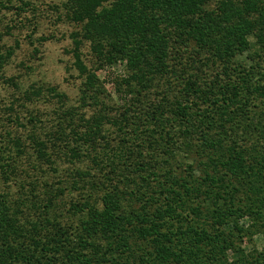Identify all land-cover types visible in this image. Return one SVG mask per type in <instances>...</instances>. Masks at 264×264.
I'll return each instance as SVG.
<instances>
[{
  "label": "trees",
  "instance_id": "1",
  "mask_svg": "<svg viewBox=\"0 0 264 264\" xmlns=\"http://www.w3.org/2000/svg\"><path fill=\"white\" fill-rule=\"evenodd\" d=\"M52 8L80 97L39 87L0 106V264H264L245 245L264 236V0ZM45 100L51 131L29 107Z\"/></svg>",
  "mask_w": 264,
  "mask_h": 264
},
{
  "label": "rangeland",
  "instance_id": "2",
  "mask_svg": "<svg viewBox=\"0 0 264 264\" xmlns=\"http://www.w3.org/2000/svg\"><path fill=\"white\" fill-rule=\"evenodd\" d=\"M63 0H31L36 11H27L17 13L14 11L3 12L0 17L3 21L2 31L9 32V36L5 37L4 43L6 48H13L15 55L10 64L5 68L4 73L0 75V106L8 104V102L20 94V97L27 90L31 91L39 87H57L60 91L67 94L72 104L77 105L79 101V86L81 80L73 73L71 76L67 72V67L71 65V57L67 54V50L71 47V41L68 35L73 27L65 22L56 20V16L52 13V7L60 4ZM7 27H10L7 29ZM46 38V41H43ZM51 39V40H50ZM38 50V51H37ZM85 56L89 49H83ZM115 73H122L123 68H115ZM111 75V74H110ZM117 75V74H116ZM104 77V75H103ZM18 79L19 89H14L6 80ZM106 92L116 103L121 106L122 103L114 87L111 83L106 85ZM30 110L37 112L40 116L42 124L47 126V130L53 128L52 111L55 106L48 104L47 100L31 105ZM36 113V114H37ZM1 117V116H0ZM0 139L6 136L5 130L1 129ZM10 130L14 135H24V131L16 126H10ZM5 140L3 144H5ZM1 145V144H0ZM55 181V180H54ZM16 190V189H15ZM249 221L246 220L244 225L247 227ZM246 249L264 250V236L255 234L246 241Z\"/></svg>",
  "mask_w": 264,
  "mask_h": 264
}]
</instances>
